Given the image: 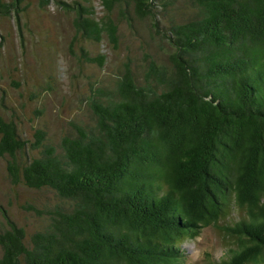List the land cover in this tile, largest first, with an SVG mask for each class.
I'll return each instance as SVG.
<instances>
[{
	"label": "trees",
	"instance_id": "1",
	"mask_svg": "<svg viewBox=\"0 0 264 264\" xmlns=\"http://www.w3.org/2000/svg\"><path fill=\"white\" fill-rule=\"evenodd\" d=\"M21 1L0 0V16ZM100 1L101 16L75 2V37L116 48L117 7L146 22L166 60L145 53L140 73L124 63L58 141L0 116L11 181L58 199L35 208L30 232L2 208L0 264H181L177 240L210 225L228 237L224 264H264V0Z\"/></svg>",
	"mask_w": 264,
	"mask_h": 264
},
{
	"label": "rangeland",
	"instance_id": "2",
	"mask_svg": "<svg viewBox=\"0 0 264 264\" xmlns=\"http://www.w3.org/2000/svg\"><path fill=\"white\" fill-rule=\"evenodd\" d=\"M76 1L92 7L98 16L104 13L100 0H22L18 14L12 9L0 16V116L17 122L27 138L32 139L36 129L43 128L52 140L58 141L71 122L89 120L87 98L91 90L101 84L112 85L127 61L140 73L145 53L157 52L166 60L146 22L134 16L129 24L117 7L112 12L118 23L116 48L107 36L100 44L75 37ZM82 47L91 55L104 53L105 63L100 66L87 62ZM57 201L49 190L13 183L0 157V226L4 224L3 208L30 232L42 220L35 208ZM238 214L240 211L232 207L221 223L232 222ZM201 234L206 244L226 249L227 255L228 237L221 230L210 225ZM211 261L213 255L208 251L201 264ZM181 264H187L186 255Z\"/></svg>",
	"mask_w": 264,
	"mask_h": 264
},
{
	"label": "clouds",
	"instance_id": "3",
	"mask_svg": "<svg viewBox=\"0 0 264 264\" xmlns=\"http://www.w3.org/2000/svg\"><path fill=\"white\" fill-rule=\"evenodd\" d=\"M175 247L187 257V264H201L204 260V254L212 252L215 264H224L226 259V249L222 247H212L205 243L203 234L195 238L184 236L177 240Z\"/></svg>",
	"mask_w": 264,
	"mask_h": 264
}]
</instances>
